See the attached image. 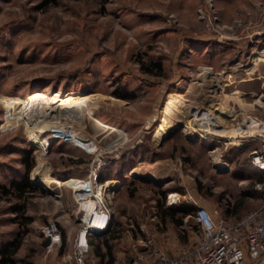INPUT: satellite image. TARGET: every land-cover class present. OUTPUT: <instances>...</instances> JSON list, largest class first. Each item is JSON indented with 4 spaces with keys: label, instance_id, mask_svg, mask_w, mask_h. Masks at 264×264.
<instances>
[{
    "label": "rangeland",
    "instance_id": "1",
    "mask_svg": "<svg viewBox=\"0 0 264 264\" xmlns=\"http://www.w3.org/2000/svg\"><path fill=\"white\" fill-rule=\"evenodd\" d=\"M251 2L212 0L220 22L239 21L225 32L226 37L208 29L200 18L198 9L205 6V0H0V172L23 171L18 148L24 147L35 156L32 179L50 175L64 179L69 159L62 151L70 146L52 141L44 150L34 138L45 141L41 130L47 133L51 124L67 114L77 118L81 129L96 137L103 148L113 140H99L95 123L117 129L105 122L115 120L136 133L130 138L132 143H149L154 151L155 141L165 131L156 135L154 128L167 117L168 130L191 123L166 139L167 149L178 152L173 171L186 178L164 188L152 180L134 179L137 190L129 194L131 202L118 205L119 210L134 220L140 207L157 217L167 189L191 193L188 179L201 194L223 183L228 186L224 190L239 196V205L245 190L260 195L253 188L260 177L246 156L251 145L243 144L245 140L232 132L239 111L252 112L246 108L264 98V49L255 42V35H247L246 40L240 37L243 15L239 6L249 7ZM245 16L249 21L244 33L250 34L253 15ZM141 59L161 60L164 74L142 72ZM256 75L260 77L240 80ZM194 105L200 109L190 108ZM188 113L199 119L212 115L225 135L188 138L187 133L195 131ZM153 131L158 138L152 136ZM213 146H218L216 151L209 152ZM111 154L105 153L107 165ZM221 160L232 161L233 168L217 172L211 165ZM43 183H35L27 200L24 212L32 216L28 222L12 209L19 198L0 197V245L13 237L20 239L17 264H65V253L73 248L79 225L73 190L52 180L49 186ZM216 189L220 195V186ZM188 198L180 195L185 204ZM49 217L57 220L65 239L47 252L41 226ZM98 239L92 236L93 247Z\"/></svg>",
    "mask_w": 264,
    "mask_h": 264
},
{
    "label": "built area",
    "instance_id": "2",
    "mask_svg": "<svg viewBox=\"0 0 264 264\" xmlns=\"http://www.w3.org/2000/svg\"><path fill=\"white\" fill-rule=\"evenodd\" d=\"M198 10L204 25L220 36L227 37L225 32L239 24L238 20H233L229 24L220 22L212 0H205V6ZM258 11L262 12V7H259ZM208 69L214 73L210 68ZM194 106L190 108L200 109ZM259 106L261 115L252 112L244 113L232 127L234 136L241 137L242 141L257 142L256 146L248 151V161L263 173V177L254 182V186L261 191L258 204L231 220L227 217L215 218L204 204L196 203L194 210L187 212L179 223V228L183 232L188 227V218L192 217L199 230L195 241L183 246L179 254L170 256L154 247L152 236L147 235L144 237V244L147 247L138 248L134 245L126 264H184V260L189 257L195 264H264V98ZM204 109H206L205 106H203ZM189 116L195 131L187 133L188 137L198 136L207 140L204 134L219 136L201 126L205 123L208 127L222 128L217 119L202 121L199 117L190 114ZM77 122V118L67 114L61 120L51 124L47 133L41 130L42 133L39 135H45V141L34 138L37 147L44 150L55 139H61L72 143L91 156L86 174L64 178L68 181L65 184L73 190L79 219V225L72 240V251L65 253V264H87L86 254L92 246V236L106 230L111 224L113 210L111 195L115 190L113 182L107 178H99L101 169L109 163L105 153L110 152L111 148L101 147L96 137L85 133ZM190 125L191 123H183L181 128L187 129ZM217 147H211L209 152H215ZM213 165L218 169L230 168L227 160L213 162ZM171 193H167L168 202L175 200V195ZM139 228L145 229L144 224L140 223ZM41 231L48 238L47 252L63 244V230L56 219L49 217L42 224Z\"/></svg>",
    "mask_w": 264,
    "mask_h": 264
},
{
    "label": "crops",
    "instance_id": "3",
    "mask_svg": "<svg viewBox=\"0 0 264 264\" xmlns=\"http://www.w3.org/2000/svg\"><path fill=\"white\" fill-rule=\"evenodd\" d=\"M259 7H262V12L258 11ZM239 13L243 15V23L240 34L241 39L246 40L247 35H255V42H257L258 45H262L264 49V0H252L249 7L244 4L240 5ZM249 13L253 15V18H251L253 31L250 34L248 32L244 33L245 27L249 21L245 15ZM259 77L260 75L243 77L240 80H249L250 78L254 79ZM246 109L251 110L252 113L261 115L259 113L261 108L259 103L256 101H253L251 106L247 107ZM243 112L239 111V115L241 114L240 117L244 114ZM161 120L156 124V126L161 122ZM105 122L110 125H114L117 128H106L102 127L98 123H95L97 129L96 133L100 135L99 140H101L102 137L109 139L112 138L113 140L110 146L111 152H113V154L110 155V164L101 169L100 172V179H109L111 182H113L115 187V190L111 195V203L113 208L112 220L110 226L101 232V236H99L98 239L99 246L97 247L94 245L93 247L92 244L90 250L87 252V264H126L127 257L134 245H136L138 248L147 247L144 244V237L147 235L152 236L153 246L158 248L163 253L170 256L179 254L183 246L191 244L199 235V230L196 228L192 217L188 218L189 223L185 231L182 232L179 228V223L181 222L183 216L187 212H192L196 206V203L204 204L212 212L215 218L227 217L231 220L236 219L244 211L258 204L260 195L257 196L251 191H246L242 194L241 204L239 205V196L237 194H230L227 191L228 186H226L227 190H224L226 188L223 183L215 184L214 188H212L213 190L209 194H201L195 191V183L193 180L188 179L189 183L187 187L191 188V193H186L185 191L180 193L177 189H167L166 193L174 192L173 194L175 195V202H168L166 197V200H161L162 203L159 204L161 207L164 205L185 203L184 200L180 199V195L185 197L187 194L190 198H188L186 201L190 207L186 212L181 213L180 210H177L175 213H169L160 209V212L156 217L154 214L149 215L146 213V208L140 207V213L137 215L138 218H135L136 220L130 218L124 212L119 210L118 205L122 202H131V196H129V194L135 192V190H137L136 188L138 187L134 179L152 180L154 183L157 185H162V188H164L166 187L165 185L171 183L175 179L179 180L181 178H186L182 174L174 172V169H177L178 163L176 159L178 157V152L167 149L168 144L166 139L171 135H166L173 127L168 130L170 126L169 123L168 128L159 136L160 140L155 141L157 143L156 152L158 155L156 158L148 160L138 156V152L132 153V147L141 141H134V143H132L130 138L136 133L131 134L132 131L127 125H124V122L120 123L115 120H107ZM166 131L167 133H165ZM152 136H154V131ZM152 136L149 137L151 140L153 139ZM54 141L70 146L67 147V150L62 151L63 154L68 156V159L72 158L77 160L78 158H82L83 160H86L84 162H69V166L65 169L66 175L63 178L83 175L88 172L90 163L89 158H91L90 154L70 142H66L61 139H55ZM243 144L249 146L251 145L246 151V156L248 158V151L253 146L251 141H245ZM114 150H117V152H114ZM86 155H88V157ZM228 162L230 164L229 169L233 168L232 166H234V163L232 161ZM211 166L217 172L221 171V169L216 168V166L213 164ZM84 167L86 170H84ZM249 167L253 172H256L259 177L263 176V173L258 171L250 163ZM18 170L20 169H17L16 171L14 170L12 172H0V182L8 181L13 175H15V173L18 172ZM147 172H151L153 175ZM217 186H220L222 189V191L220 190V195L217 194L219 191V189H216ZM140 223L144 224L145 229L139 228ZM103 237H106V240L110 244L109 250H107L103 242ZM184 264L195 263L192 258L189 257L184 260Z\"/></svg>",
    "mask_w": 264,
    "mask_h": 264
},
{
    "label": "trees",
    "instance_id": "4",
    "mask_svg": "<svg viewBox=\"0 0 264 264\" xmlns=\"http://www.w3.org/2000/svg\"><path fill=\"white\" fill-rule=\"evenodd\" d=\"M139 67L142 72H145L150 75H163V63L161 60H139ZM118 96L125 97V98H131L133 97L132 93H116ZM19 151H21L20 156V164L23 165V171L18 170L15 175H13L8 181L0 182V197H11L15 196L19 198V202H15L12 204V209L16 213L22 214L26 218V222L30 221L32 219V216L29 214H25L24 208L26 207L27 200L30 197L31 193H33L36 189V184L31 178L30 171L35 165V156L32 154V149L19 147ZM132 153L138 152V156H140L143 159H154L158 155L156 151H154L149 143H144V146L142 143H138L134 145L131 149ZM86 160H83L82 158H78L77 160L69 158V162H84ZM64 175H66V171L64 172ZM54 174L59 175L61 173L54 172ZM62 175V174H61ZM263 176H260L262 178ZM99 178L101 176L99 175ZM255 182V181H254ZM253 182V188L259 192L261 196V191L258 190L254 186ZM249 191V190H245ZM161 192L164 194V190L162 189ZM22 199V200H21ZM162 202H160L161 204ZM190 205L185 203H178L176 205H164L161 206V209L163 211L169 212V213H175V211L180 210L181 213L186 212L189 209ZM63 230V229H62ZM94 237L101 236V233H97L93 235ZM63 237L65 239V233L63 231ZM103 242L109 250L110 244L106 240V237H103ZM48 242V238L46 237V244ZM95 245L99 246V240L95 243ZM20 246V239L17 237H13L10 240H7L0 245V264H17V259L15 256L16 251L18 250ZM110 256V255H109ZM109 261V259H108ZM27 264H38L34 261H28Z\"/></svg>",
    "mask_w": 264,
    "mask_h": 264
},
{
    "label": "bare ground",
    "instance_id": "5",
    "mask_svg": "<svg viewBox=\"0 0 264 264\" xmlns=\"http://www.w3.org/2000/svg\"><path fill=\"white\" fill-rule=\"evenodd\" d=\"M253 68V67H252ZM202 119V121H205V119L206 120H211V119H215L212 115H210V117H206L205 115H202V117H201ZM203 125H204V127L206 128V130L207 131H212V132H214V133H216L217 135H219V136H223V135H225L224 134V132H225V130L224 129H222V128H213V127H208L207 125H205V123H202L201 124V126L203 127ZM168 126H169V119L166 117V118H164L163 120H161V122L156 126V128H155V131H156V135H158V133H160V131H162V130H166L167 128H168ZM204 128V129H205ZM208 128V129H207ZM49 180H52V181H54V182H56L58 185H60V184H65L66 182H68V181H66V180H62V179H60V178H58V177H56V176H45L44 178H43V182L45 183V185H48L49 184ZM43 183V184H44ZM49 186V185H48ZM173 194V193H172Z\"/></svg>",
    "mask_w": 264,
    "mask_h": 264
},
{
    "label": "water",
    "instance_id": "6",
    "mask_svg": "<svg viewBox=\"0 0 264 264\" xmlns=\"http://www.w3.org/2000/svg\"><path fill=\"white\" fill-rule=\"evenodd\" d=\"M182 126H183V123H179L178 125L174 126V127L169 131V133H168L166 136L171 135V134L174 133L176 130L180 129ZM188 138H190V139H195L196 136H195V137H188ZM33 181H34L35 183H39L40 181H43V179H42L41 177H37L36 179H33Z\"/></svg>",
    "mask_w": 264,
    "mask_h": 264
}]
</instances>
